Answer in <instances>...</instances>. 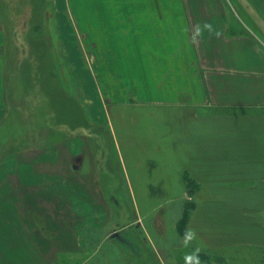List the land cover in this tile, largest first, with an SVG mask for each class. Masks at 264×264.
<instances>
[{"label": "crops", "instance_id": "0c3cea01", "mask_svg": "<svg viewBox=\"0 0 264 264\" xmlns=\"http://www.w3.org/2000/svg\"><path fill=\"white\" fill-rule=\"evenodd\" d=\"M226 1L229 3L228 0H43L38 8L31 0V11L27 8L21 11L41 13V27L51 37L63 90L77 98L86 118H92L84 119L86 123L101 124L110 131L137 213L130 227L143 228L149 239L146 221L152 219L151 209H141L142 201L135 189L161 190L142 196L146 204H153L152 211L156 212L152 226L166 246L180 243L182 247L184 234L179 231V223L184 215V201L177 198V192H171L184 186L182 173L193 166L192 160L188 162L184 155H211L204 154L206 148L198 149L197 144L201 140H216L217 136L199 134L198 116L225 117L231 131L225 133V143L218 145L215 154L226 157L221 164L224 171L219 172L225 176L224 188L237 194L223 203L224 213L198 201L188 225L192 226L196 215L195 251H207L212 264H264V223H256L255 233L252 231L248 206V181L259 179V173L264 185V145L260 143L256 151L241 146L243 141L248 143L242 139L249 134L259 142L264 140L260 132L248 134L249 120L264 119V0H236L237 6L230 9ZM17 2L20 4L22 0ZM238 10L241 30L233 25L232 13ZM26 18L25 14L21 17L24 21ZM2 19L0 14V33H3ZM21 19L16 15L14 26ZM32 19L34 22L33 14ZM241 21L248 25L251 22L256 31L243 28ZM205 25H210L211 30ZM58 29L62 30L61 52L56 45L60 42L55 32ZM1 75L5 71L0 68ZM114 93L124 94L117 97ZM151 108L180 112L182 130L168 128L170 119H160L162 141L157 142V135L142 127V123L150 121L144 118ZM232 131L234 134H230ZM86 141L85 135L78 134L65 140L62 148L49 145L33 153L47 157V184L41 187L49 189L45 194L61 198L62 226L70 235H80V240L73 247L64 241L58 247L54 243L48 246L55 237L45 240L34 227L32 214H22L21 220L15 213L8 214L1 206L8 199L0 197V264H54L61 252L69 253L68 264L71 253H78L80 264H96L93 261L99 257L102 244L92 247L87 243L88 234L93 230L102 232L104 215L108 216V223L112 213L104 207L101 197L92 192L100 183V176L71 166L72 158H80L86 151ZM168 144L175 152L171 163L166 159ZM60 158L64 164L62 174L55 169ZM34 163H38L35 158ZM21 183L25 189L29 188L26 181ZM7 187V182L0 179V190ZM260 200L256 202L264 204V197ZM21 201L28 203L24 196ZM29 203L33 205V197ZM258 214L263 222L264 208L261 212L258 209ZM206 223L208 228L203 227ZM172 236L177 240L169 241ZM152 246L159 260L167 264L170 259L165 251H169L154 242ZM170 261L178 264L177 259Z\"/></svg>", "mask_w": 264, "mask_h": 264}, {"label": "rangeland", "instance_id": "374dc122", "mask_svg": "<svg viewBox=\"0 0 264 264\" xmlns=\"http://www.w3.org/2000/svg\"><path fill=\"white\" fill-rule=\"evenodd\" d=\"M228 1L230 4L227 1L225 3L229 7L228 9H230V6H237L236 0ZM24 2L25 4L22 6L21 4ZM22 3L19 4L17 0H0V14L3 18L2 21H4L3 33H0V68L1 71H5V75L0 76V179H4L8 186L0 190V197L8 199L7 201L3 200L7 204L3 203L1 206L3 209L6 208L8 214L11 212L15 213L16 216L19 215L18 218L20 220L22 214L26 216L32 214L34 216V227L39 229V233L43 234L45 240H52L53 237L57 239H54L50 244L48 242V246L54 243L58 247L60 241L62 243L64 241L66 244L70 243L71 247L75 246L77 241L80 240V235L72 236L70 231L62 226L64 220L62 219L61 198L45 194L49 189L41 187L47 184L48 174L46 170L49 169L46 164L47 157L43 154L35 156L33 153L47 148L49 145H59L62 148L63 142L69 137L72 138L74 135L78 136V134L85 135L87 140L86 151L82 157L72 158L71 166L76 165L83 171L94 173L96 177L100 176L101 181L97 187L92 189V192L101 197L104 207H107L109 212L112 213V219L108 223V216L104 215L105 221L102 232L93 230L88 234L87 243L91 244L92 247L102 244L99 257H96L93 262L96 264H135L136 261L137 264H142L141 261L143 262L144 260L143 264H163L153 249L152 243L154 242L160 248L169 251H165L168 259H177L178 264H180V259L185 260L187 255L195 254L196 241H192L187 247L184 245L180 247V243L166 246L156 236L157 230L152 226L153 222L156 221L154 216L156 212L152 211L153 204H146L142 197L147 193L161 191L156 188L139 187L135 189L136 196L140 197L142 201L140 203L141 209L143 211L151 209L149 215H151L152 219H147L146 221V224L148 222L146 226L149 229L151 238L149 239L146 236L143 228L133 230L130 227L131 224L133 225V221L136 220L137 213L132 203V194L126 186L123 170L118 163V157L111 143L110 131L101 124L96 125L85 122L84 119L92 118H86V114L82 110L80 111L77 98L72 96L71 93L64 91L61 86L62 83L59 80L61 78L56 71L58 61L54 59L52 54L53 43L50 39L51 37H48L47 29L41 27L42 16H39L41 13L39 11L32 13L34 15V22H32V14L29 13L33 7L31 0H22ZM42 3L43 0H34V4L38 8H40ZM24 8L29 11L23 13L21 10ZM235 12V14L232 13L234 15L233 25L237 30H241L242 27L239 21L241 15L239 10ZM24 14L27 17L25 21L21 19ZM16 15L21 19L18 26H14L15 22H13ZM241 23L243 28H252L251 30L256 31L251 22H248L249 25L242 21ZM55 32L56 38L60 40L56 44L57 49L61 52L63 46L60 39L62 30L58 29ZM47 39H49V42ZM3 88L5 89L3 90ZM114 94L119 97L124 93ZM109 111H111L110 107ZM214 115L211 117L209 115L198 116L197 119H201L200 123L196 120V130L199 129L200 135H208L211 138L217 136L215 137L216 140H201L197 144L198 149L206 148L205 150L207 151L204 154L211 155H198L196 157L184 155L183 158L188 160V162L192 160L191 164L194 167L191 166L188 170L183 171L184 186L181 189H168L170 192L173 190L171 193L177 192V198L179 196L184 201L182 205L184 211L191 204H193V207H190V212L196 211L197 202L205 201L208 203L206 206L209 205L216 210L221 209L224 213L225 207L223 203L230 196L237 194L230 188H224L225 176H223V173H219L224 171V166L221 164L226 162V157L224 155H216L215 152H218L217 147L220 143H225L223 137L229 129L228 125H226L225 117ZM144 119H150V121L147 120L142 123V127L150 129L152 134H156L157 142L162 141L161 132L163 131V125L160 119H170L172 123L168 128L181 129L183 127L179 120L180 112H176L175 109L165 111L151 108L147 111ZM149 123L152 124V127L149 126ZM230 124L231 122L229 121ZM248 128H250L248 134L256 132L264 134V119L249 120ZM230 134H234V132L232 131ZM243 140L248 141V143ZM242 141V147H248L254 151L261 147L260 143L264 145V140L259 142L251 134H249L247 139L243 136ZM196 143L193 140V145H196ZM100 146L102 150H100ZM168 152L170 155L168 154L166 159L168 163H171L175 152L169 147V144ZM34 158L38 163H34ZM160 158L163 159L162 156ZM79 160L82 161L79 162ZM62 163L60 158L55 167L56 170H61L60 174H62L64 167ZM185 173L189 177L187 181L185 180ZM258 176L259 179L252 182L251 180L248 181L249 224L252 225L254 233L256 231V223H264V220L262 222L261 214L257 215L258 209L261 212V209L264 208V204L256 202L261 201L260 199L264 197V185L259 173ZM22 180L32 186L36 184V186L32 188L29 185V188L25 189L21 183ZM190 181L191 185L189 184ZM196 184L200 187L196 188ZM59 190L61 191L62 189ZM22 196L27 198V204L21 201ZM31 197L34 200L33 205L29 203ZM172 206L174 207L175 204H172ZM159 210L160 212L162 211L161 209ZM87 216L89 217L90 214L88 213ZM190 219L191 216L185 228L188 230L189 227L195 230L196 215H194L192 226L188 225ZM172 221L174 223V220ZM218 224H220L219 221ZM130 230L133 231L131 232ZM170 230L175 235L174 230L169 228ZM179 231L181 232L180 227ZM71 234L73 233L71 232ZM26 238L24 236V240ZM170 240L174 242L177 238L172 236ZM181 244L184 243L182 242ZM175 248L178 249L175 251ZM132 249L134 251H131ZM92 254L94 253L92 252ZM68 255L69 253H59L58 259H56L57 261L54 264H68V259L66 258ZM88 255L89 253L87 252ZM71 256L70 264H80L78 253H71ZM170 260H166V263L168 261L167 264H174Z\"/></svg>", "mask_w": 264, "mask_h": 264}, {"label": "trees", "instance_id": "16d2710c", "mask_svg": "<svg viewBox=\"0 0 264 264\" xmlns=\"http://www.w3.org/2000/svg\"><path fill=\"white\" fill-rule=\"evenodd\" d=\"M185 175H186L185 176L186 177L185 180L187 181V178H189V177H188L187 173H185ZM189 184L191 185V181H190ZM199 187L200 186L196 184V188H199ZM190 207H193V204H191L188 209L186 208V210L184 211V215H183V217H182V219L180 220V223H179L180 230L182 231L183 234H184V232H186L185 226H186L187 221L189 220V217H190V213H191L190 212ZM203 227L208 228V224L207 223L204 224ZM196 254L197 253L195 252V254H193V255H196ZM198 256H199V264H212V258L210 257L211 255H209L207 251H204V252L203 251H199L198 252ZM218 260H220V259H218ZM180 264H185V260L180 259Z\"/></svg>", "mask_w": 264, "mask_h": 264}, {"label": "clouds", "instance_id": "9594fccd", "mask_svg": "<svg viewBox=\"0 0 264 264\" xmlns=\"http://www.w3.org/2000/svg\"><path fill=\"white\" fill-rule=\"evenodd\" d=\"M206 28L211 30L210 25H205ZM198 239V234L193 229H188L184 234V246L187 247L192 241ZM199 249L196 250V255L189 254L185 257V264H199Z\"/></svg>", "mask_w": 264, "mask_h": 264}, {"label": "water", "instance_id": "95a60500", "mask_svg": "<svg viewBox=\"0 0 264 264\" xmlns=\"http://www.w3.org/2000/svg\"><path fill=\"white\" fill-rule=\"evenodd\" d=\"M117 234V233H116ZM117 235H119V234H117Z\"/></svg>", "mask_w": 264, "mask_h": 264}]
</instances>
